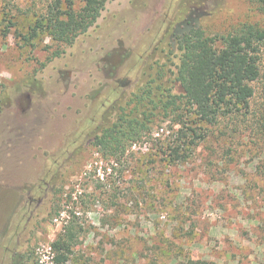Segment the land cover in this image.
<instances>
[{
	"label": "rangeland",
	"instance_id": "rangeland-1",
	"mask_svg": "<svg viewBox=\"0 0 264 264\" xmlns=\"http://www.w3.org/2000/svg\"><path fill=\"white\" fill-rule=\"evenodd\" d=\"M51 1L0 0V264H38L69 230L65 264H264V140L200 124L208 136L174 163L167 147L182 124L154 111L147 138L119 162L92 144L149 82L153 94L160 85L178 93L169 34L192 10L221 37L263 26L264 7L111 0L44 66L55 48L48 35L28 44L19 34Z\"/></svg>",
	"mask_w": 264,
	"mask_h": 264
},
{
	"label": "trees",
	"instance_id": "trees-1",
	"mask_svg": "<svg viewBox=\"0 0 264 264\" xmlns=\"http://www.w3.org/2000/svg\"><path fill=\"white\" fill-rule=\"evenodd\" d=\"M76 1L52 0L34 26L19 34L28 44L41 34L48 35L55 48L44 66L94 27L111 0H80L78 9ZM255 1L264 7V0ZM200 18L201 14L192 10L169 34L170 54L179 60L172 81L178 93H173V88L163 91L160 85V93L153 94L149 82L131 102L135 107L131 111L130 104L122 108L117 121L94 137L92 144L104 157L119 162L134 144L146 139L154 111L174 116L175 122L182 124L176 142L167 147L174 163L185 161L190 150L206 139L208 134L198 131L200 124L209 127L208 131L211 127L222 129L229 139L245 129L258 142L264 140V25L244 24L228 36L213 37L202 28ZM162 78L163 74L158 75L157 80ZM73 237L69 230L53 242L55 264L68 262Z\"/></svg>",
	"mask_w": 264,
	"mask_h": 264
},
{
	"label": "built area",
	"instance_id": "built-area-1",
	"mask_svg": "<svg viewBox=\"0 0 264 264\" xmlns=\"http://www.w3.org/2000/svg\"><path fill=\"white\" fill-rule=\"evenodd\" d=\"M52 253H53L52 247L41 252L38 264H54V256Z\"/></svg>",
	"mask_w": 264,
	"mask_h": 264
},
{
	"label": "flooded vegetation",
	"instance_id": "flooded-vegetation-1",
	"mask_svg": "<svg viewBox=\"0 0 264 264\" xmlns=\"http://www.w3.org/2000/svg\"><path fill=\"white\" fill-rule=\"evenodd\" d=\"M47 186H48V184H47ZM34 197L33 196H30V201H31V203H33L34 202ZM40 201V200H39ZM38 202V201H37Z\"/></svg>",
	"mask_w": 264,
	"mask_h": 264
}]
</instances>
